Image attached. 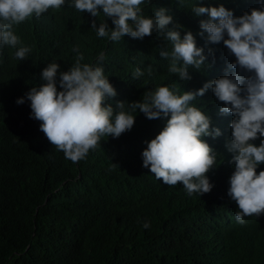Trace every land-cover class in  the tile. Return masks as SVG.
Listing matches in <instances>:
<instances>
[{"label":"clouds","instance_id":"9594fccd","mask_svg":"<svg viewBox=\"0 0 264 264\" xmlns=\"http://www.w3.org/2000/svg\"><path fill=\"white\" fill-rule=\"evenodd\" d=\"M155 1L0 0L4 69L29 52L35 65V48L30 51L18 36L25 22L63 43L78 28L83 32L76 42L87 44L85 17L95 29L93 39L105 45L80 52L68 71L59 72V83V64H40L29 74L31 82L6 93L7 110L74 163L101 142L120 139L134 123L154 119L156 133L138 148L142 174L180 191L189 207L203 201V208L230 209L233 227L244 225L247 216L264 215V0H173L145 13ZM73 13L78 23L67 25ZM127 39L139 45L134 49ZM7 54L14 58L5 59ZM119 72L130 73L144 90L128 96L132 86ZM117 211L108 204L90 231L96 237L112 232ZM231 229L228 239L222 229L196 231L200 245L181 264H235L222 257L232 244ZM203 235L207 240H198ZM241 246L239 264H264V225L247 229Z\"/></svg>","mask_w":264,"mask_h":264},{"label":"trees","instance_id":"16d2710c","mask_svg":"<svg viewBox=\"0 0 264 264\" xmlns=\"http://www.w3.org/2000/svg\"><path fill=\"white\" fill-rule=\"evenodd\" d=\"M172 1L156 0L145 5L144 12ZM78 19V14H69L67 25ZM188 22L194 25L191 15ZM81 25L86 27L84 36L90 38L83 36L87 44L76 42L83 32L78 28L63 43L45 28H34L31 22L20 24L18 36L30 51L35 48L36 67L31 52L24 60L15 58L6 69L0 65V264H181L200 245L194 239L196 231L222 229L228 239L234 222L230 209L203 208V201L189 207L180 191L173 192L142 174L138 148L143 138L156 133L154 119L145 117L134 123L120 139L101 142L74 163L22 125L20 115L7 110L6 93L31 82L29 74L35 68L37 72L40 64H59V83V72L68 71L78 54L104 48L93 39L91 22L84 17ZM98 38L101 43L107 40ZM127 42L135 49L140 41ZM142 43L149 48L151 40ZM18 48L12 49L14 57ZM14 57L7 54L5 59ZM117 76L132 86L128 96L144 90L143 83L133 81L130 73ZM111 203L117 206V226L96 237L90 231L92 220ZM219 212L225 214L219 217ZM247 218L246 224L231 229L232 244L228 253V248L223 252L224 260L239 264L244 259L241 239L246 230L264 225L263 214ZM205 235L198 240L206 241ZM206 244L214 245V241Z\"/></svg>","mask_w":264,"mask_h":264},{"label":"bare ground","instance_id":"6f19581e","mask_svg":"<svg viewBox=\"0 0 264 264\" xmlns=\"http://www.w3.org/2000/svg\"><path fill=\"white\" fill-rule=\"evenodd\" d=\"M26 43V42H25ZM230 220H231V218H230Z\"/></svg>","mask_w":264,"mask_h":264}]
</instances>
